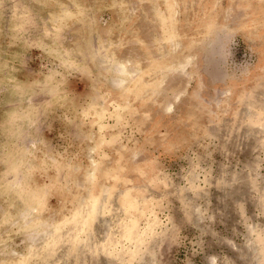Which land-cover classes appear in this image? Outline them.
<instances>
[{
    "label": "rangeland",
    "instance_id": "obj_1",
    "mask_svg": "<svg viewBox=\"0 0 264 264\" xmlns=\"http://www.w3.org/2000/svg\"><path fill=\"white\" fill-rule=\"evenodd\" d=\"M0 264H264V0H0Z\"/></svg>",
    "mask_w": 264,
    "mask_h": 264
}]
</instances>
